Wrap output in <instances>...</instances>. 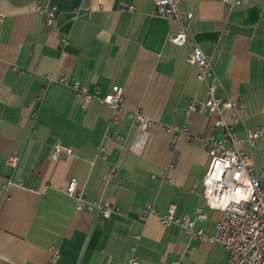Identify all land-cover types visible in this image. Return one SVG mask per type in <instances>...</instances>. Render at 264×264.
Listing matches in <instances>:
<instances>
[{
	"label": "crops",
	"instance_id": "1",
	"mask_svg": "<svg viewBox=\"0 0 264 264\" xmlns=\"http://www.w3.org/2000/svg\"><path fill=\"white\" fill-rule=\"evenodd\" d=\"M38 6L56 7L54 26ZM181 9L194 12L190 32L211 58L217 93L241 102L235 131L264 125V0H182ZM0 13V264H127L134 254L141 264H225L221 242L140 218L147 202L161 213L174 202L179 215L202 206L207 218L197 226L213 234L223 214L203 195L206 139L222 131L207 111L186 110L207 84L189 44L171 41L177 22L156 14L153 0H0ZM74 81L101 96L123 86L119 121L99 97L85 103ZM131 110L157 123L143 129ZM173 122L192 137L168 130ZM59 142L74 152L53 158ZM241 147L264 169V140ZM71 177L80 198L65 190ZM103 198L119 210L77 208Z\"/></svg>",
	"mask_w": 264,
	"mask_h": 264
},
{
	"label": "built area",
	"instance_id": "2",
	"mask_svg": "<svg viewBox=\"0 0 264 264\" xmlns=\"http://www.w3.org/2000/svg\"><path fill=\"white\" fill-rule=\"evenodd\" d=\"M232 5H238L242 0H223ZM154 12L177 22L178 27L171 34V41L178 45L188 43L190 52L188 60L198 67V78L207 84L205 98L194 97L187 104V112L207 111L213 124L222 131L221 135L209 134L206 144L209 154V163L203 179V195L206 205L210 208L220 209L223 214L217 222V229L213 234H206L197 222L207 218V213L202 206H197L194 215L177 214V205L172 202L167 210L161 213L153 202H147L140 210V218L147 219L157 215L165 225L179 223L184 230L196 237L219 241L229 252L225 264H264V169L257 170L252 155L245 151L241 144L245 141L254 144L258 138L264 140V125L249 128L244 135L237 133L234 125L241 119V102L239 99L225 97L217 93V84L213 81L214 69L210 56L203 50L197 40L191 35L190 21L194 17L193 11L184 12L181 9L182 0H153ZM129 7L134 8L133 4ZM89 9V6H86ZM40 12L45 14L49 26H54L57 19V9L54 6H38ZM91 16V13L88 12ZM3 14L0 13V20ZM69 42L63 36L61 43ZM61 81L70 83L69 78L61 76ZM73 85L77 94L85 103H90L96 97L109 104L114 113L113 122L119 121V114L125 111V90L123 86L113 85L111 90L99 95L97 88L91 89L80 81ZM130 116L139 121L143 129L157 123L140 110H131ZM168 130H179L188 138L192 137L188 125L179 126L176 123L166 125ZM118 135V132L115 131ZM105 147L99 146V153ZM74 148L62 143H57L52 152L53 158L65 154H72ZM19 157L13 154L8 161L16 165ZM115 167L109 170V177L115 173ZM69 195L80 198L78 180L71 177L65 188ZM78 209H88L101 215H110L119 210L118 205L111 199H93L86 203L79 202ZM135 251V247L132 248ZM53 255L59 256V249L52 247ZM127 264H141L140 259L134 254ZM172 264H180L174 260Z\"/></svg>",
	"mask_w": 264,
	"mask_h": 264
}]
</instances>
